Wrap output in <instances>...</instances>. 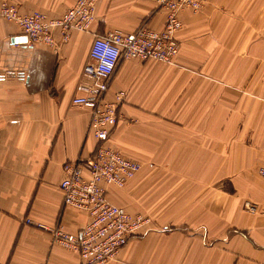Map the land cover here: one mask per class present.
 <instances>
[{"label": "crops", "instance_id": "crops-1", "mask_svg": "<svg viewBox=\"0 0 264 264\" xmlns=\"http://www.w3.org/2000/svg\"><path fill=\"white\" fill-rule=\"evenodd\" d=\"M3 1L49 18L76 2ZM166 17L157 0H98L89 31L33 47L15 46L24 34L0 17V264H83L39 226L89 221L60 188L64 163L98 143L91 107L72 99L95 35ZM180 18L174 64L122 60L110 83L109 99L124 93L110 145L143 165L110 199L153 221L107 264H264V0H207Z\"/></svg>", "mask_w": 264, "mask_h": 264}, {"label": "built area", "instance_id": "built-area-1", "mask_svg": "<svg viewBox=\"0 0 264 264\" xmlns=\"http://www.w3.org/2000/svg\"><path fill=\"white\" fill-rule=\"evenodd\" d=\"M98 0H76L61 17L49 18L40 11L22 13L18 6L3 1L0 17L19 26L25 40L15 46L33 47L39 43L57 46L54 32L67 41L74 30L89 31L95 20ZM207 0H157L166 10L162 29L143 24L134 32L114 29L95 35L90 47L91 61L86 64L79 83V94L72 103L91 107L90 130L97 139L95 152L88 158L70 160L63 165L60 188L64 204L86 212L88 223L77 233L62 227L39 226L52 234V240L68 250L80 254L83 264H107L114 260L129 240L152 224L144 214H133L110 199L109 186L123 188L142 169V164L126 157L110 145V136L118 119L124 93L114 99L107 97L111 80L122 60H155L174 64L181 49L178 33L183 29L180 13L199 12ZM11 72H0V79ZM264 178V168L259 169ZM255 211V206H247ZM31 220L28 219V223ZM39 264H48L42 261Z\"/></svg>", "mask_w": 264, "mask_h": 264}, {"label": "rangeland", "instance_id": "rangeland-1", "mask_svg": "<svg viewBox=\"0 0 264 264\" xmlns=\"http://www.w3.org/2000/svg\"><path fill=\"white\" fill-rule=\"evenodd\" d=\"M204 7V6H203ZM203 7H202V9H203ZM131 60H133V59H130V60H127V61H131ZM135 60V59H134ZM221 65H226V64H220V63H213L212 64V70H217V71H219L220 70V67H221ZM180 66H182L183 68V70H188V69H190V68H188V66H187V64H183V65H180ZM199 70H203V67H201V68H198ZM142 168H143V165H142ZM145 215V214H144ZM147 216H149V215H147ZM150 218H151V216H149ZM152 221H153V219H152Z\"/></svg>", "mask_w": 264, "mask_h": 264}]
</instances>
